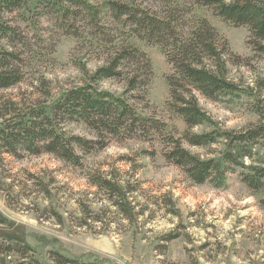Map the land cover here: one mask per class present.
I'll list each match as a JSON object with an SVG mask.
<instances>
[{
  "label": "trees",
  "instance_id": "obj_1",
  "mask_svg": "<svg viewBox=\"0 0 264 264\" xmlns=\"http://www.w3.org/2000/svg\"><path fill=\"white\" fill-rule=\"evenodd\" d=\"M197 8L237 28H247L248 46L264 59V0H0V91L18 88L33 76L31 86L37 95L30 103L0 98V168L7 157L45 154L83 167V154L104 150L113 138L147 142L160 138L167 146L166 160L181 168L194 184L224 189L230 176L238 174L254 195L261 196L264 209V109L251 105L259 122L236 131L223 128L200 104V97L226 105L243 96L259 102L264 79L253 89L230 77L229 65L248 66L250 60L234 53L217 28L197 16ZM44 21L75 38L80 50H92L81 56L104 59L95 73H90L84 58L79 59L76 64L85 82L50 102V82L31 72L38 55L35 49L46 44ZM135 39L158 47L171 67L166 107L187 127L181 138L168 134L161 119L138 111L136 103L149 104L154 70L149 56L132 42ZM106 81L125 84L124 93L103 90L100 84ZM72 124L84 125L95 139L69 133L66 128ZM203 126L208 130L194 132ZM185 144L200 149L223 144L224 149L216 157L204 158ZM92 184L106 191L113 206L132 220L131 205L120 183L98 175ZM38 185L42 186L41 181ZM84 211L88 218L102 222L100 214ZM36 253L28 243L3 242L0 264H9L14 256L19 264H108L97 256L85 261L58 250L40 260Z\"/></svg>",
  "mask_w": 264,
  "mask_h": 264
},
{
  "label": "rangeland",
  "instance_id": "obj_2",
  "mask_svg": "<svg viewBox=\"0 0 264 264\" xmlns=\"http://www.w3.org/2000/svg\"><path fill=\"white\" fill-rule=\"evenodd\" d=\"M196 14L217 28L234 53L250 60L248 66L229 65L230 77L244 87L256 88L264 79V59L248 46V29L226 23L204 8H197ZM43 26L46 44L35 49L38 55L31 72L37 79L45 77L50 82V102L85 82L86 76L76 64L79 59L84 58L90 73H95L104 59L81 56L92 50H80L75 38L58 32L48 21ZM132 42L149 56L154 70L149 104L136 103L139 113L161 119L168 126V134L181 138L187 127L166 107V79L171 67L158 47L137 39ZM33 79L0 91V98L30 103L37 97L33 95ZM100 87L119 95L125 91V84L117 81H106ZM200 104L223 128L239 131L259 122L251 105L264 109V92L259 102L243 96L226 105L200 97ZM66 130L95 139L82 124L69 125ZM206 130L203 126L194 132ZM184 146L204 158L216 157L224 149L223 144L205 149ZM166 149L160 138L153 142L113 138L104 150L83 154V167H73L47 154L7 157L0 168V243H28L40 260L58 250L85 261L97 256L108 264H264L261 196L254 195L238 174L230 176L224 189L196 185L181 168L166 160ZM98 175L124 188L132 220L113 206L106 191L92 184ZM84 209L100 214L102 222L88 218ZM8 262L20 261L14 256Z\"/></svg>",
  "mask_w": 264,
  "mask_h": 264
}]
</instances>
